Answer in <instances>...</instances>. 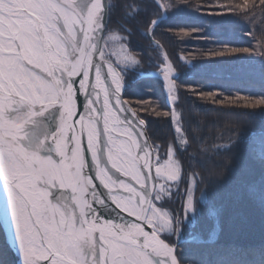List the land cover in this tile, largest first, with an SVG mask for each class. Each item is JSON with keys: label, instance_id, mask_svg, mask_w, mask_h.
Listing matches in <instances>:
<instances>
[{"label": "snow or ice", "instance_id": "6c2138e0", "mask_svg": "<svg viewBox=\"0 0 264 264\" xmlns=\"http://www.w3.org/2000/svg\"><path fill=\"white\" fill-rule=\"evenodd\" d=\"M256 9L254 0H0V264H180L179 237L185 220L200 215L195 192L204 193L190 149L203 145L204 133L195 117V126L184 122L179 93L219 105L243 101L264 116V89L250 100L177 81L219 78L228 65L243 72L257 56L264 69V34L257 39L254 31L264 33V0ZM176 15L200 27L163 34L207 33L212 38L203 43L216 45L199 50V59L181 56L188 67L180 71L156 39ZM244 27L240 38L256 41L255 48L231 46ZM137 32L148 44L133 53ZM145 63L156 68L149 74L159 77L167 110L123 99ZM142 113L170 122L166 147ZM227 131L216 152L247 145L239 166L248 178L232 195L264 205V126L245 134L232 121ZM219 175L209 171L208 179ZM177 195L179 211L160 206ZM211 208L218 215L223 205ZM207 243L215 245L212 264H264V243L218 241V226Z\"/></svg>", "mask_w": 264, "mask_h": 264}, {"label": "trees", "instance_id": "16d2710c", "mask_svg": "<svg viewBox=\"0 0 264 264\" xmlns=\"http://www.w3.org/2000/svg\"><path fill=\"white\" fill-rule=\"evenodd\" d=\"M203 2V0H201ZM236 3H241L242 0H235ZM253 0H250V6L252 4ZM254 2L257 5V13H259V0H254ZM176 18V19H175ZM169 23H163L159 29H157L156 38L160 40V42L163 44L164 47H171L174 48V50H170L173 52H184L185 59H191L192 57H196L199 59V50H206L208 48L216 47V45L212 44H205L203 43V40L205 39H211L212 37H209L207 33L204 37H191V42L189 43L185 38L183 37H173V39H167L165 34H163L165 31L169 29H173L172 31H179V29H190V28H196L200 27V25L193 19L184 17L182 15H178L176 17H171ZM259 23V21H257ZM191 26V27H190ZM264 27V26H262ZM248 31V27H244L243 29L237 28V40L231 45L235 47H249V48H255L256 41L251 40L250 38H247L248 36H243L240 38L239 34L241 32L246 33ZM255 35L257 39L264 34L261 32L259 28L254 29ZM132 40V50L134 53L141 52V49L143 46H147L148 40L141 36L138 32L130 38ZM181 40H184V43L180 42ZM189 43V44H188ZM238 43H241L242 46H239ZM178 51H177V49ZM169 49V48H168ZM150 54H153L156 56V53L149 50ZM174 54V53H173ZM246 55V54H245ZM137 58H140L137 56ZM207 59V57H205ZM236 64V62H234ZM188 65L182 64L180 65L179 70H182L184 68H187ZM144 68L147 70L144 76H149V79H142L140 83H144L147 85L151 82H156L157 77H152L149 73L152 70V67L149 66L148 63L144 64ZM154 70L156 69L153 67ZM254 70H245L240 73H236L235 70H227L223 74L222 77L219 78H213L208 75H201L197 76L195 80H192L191 78L188 79V81L184 84H187L185 87H187L189 84L196 88H202L203 91H223L225 96H235L237 93L240 96L248 97L250 100L259 98L261 94V90L264 89V69L261 67V61L259 57H256V63L252 66ZM254 72V73H253ZM253 77V79H251ZM261 79L263 80V83L260 80L255 79ZM253 80L255 84L258 83V87L255 85H252L250 81ZM258 81V82H256ZM198 82H201L198 84ZM137 84L130 85V87L127 89V92L125 94L126 100L130 102V104L136 108L137 100L138 98H141L143 100L144 98H147L149 95H151L148 91L141 89L140 86ZM255 88H253V87ZM258 89V90H257ZM182 96L184 97L185 101L187 103H190L199 114H201L203 111H206L209 113V109L214 108H221L225 111V115H227V118H231L233 121H241L247 122L249 121L250 130L252 132L255 131L256 134H259L262 126H264V116L261 115L259 111V106L256 109H253L251 106L245 107L244 102L240 101L236 104H224V105H217L214 104L212 100H201L198 97H196L193 93L182 91ZM139 100V99H138ZM156 100H146L148 103H151L153 107H155L157 104L160 105L162 108H165L163 110H167V101L165 100V97L161 94V97ZM142 116L144 119L149 121V129L152 134V137L156 135L160 130L166 129V127L170 126V122L167 119L164 118H155L151 115H144L142 113ZM193 117H195L196 120H200L202 122V118L198 116H192L191 121L193 122ZM206 127V124H204ZM194 126V125H193ZM206 129H209L206 128ZM205 129V131H206ZM245 129L244 125L242 126V132L247 134V129ZM250 131V132H251ZM249 132V133H250ZM205 135V134H204ZM204 137V136H203ZM157 138V137H156ZM197 144H194L192 146L193 148L196 147ZM240 147L246 149V144H241ZM217 148V147H216ZM208 152H210L211 147H208ZM242 150V149H241ZM220 155L225 156L226 158L232 157L237 158L236 160V166L238 165L237 161H240L239 158L245 159V157L240 156L243 153L238 148H233L231 151L225 152L220 151ZM241 164V163H240ZM236 168V167H234ZM255 172L252 171L253 178H258L261 172L259 163H255L254 165ZM240 170V169H239ZM229 177V175H227ZM223 178V179H222ZM222 181L218 182L220 184V188L222 193L219 194L220 198L228 199L230 202L225 207L224 211H221L218 214V217L216 218V222L213 221V218L209 216L210 211L212 210L210 205H206L202 211H200V215L203 216V219L206 222H199L198 228L196 230L191 231L193 234H198L201 236V238L204 240L203 242H198L196 244L185 242L180 243L179 247L177 248V257L181 264H212V261L215 260V245L209 244L206 242L209 237V233L212 231L215 226H218V241H237L242 242L245 244H252V245H259L261 243H264V205H261L258 202H254L249 199H236L232 193L234 192V189L236 187V184L243 180L247 179L246 175L243 177L238 178L235 175H232L229 178L222 176ZM218 190V189H217ZM226 192V193H225ZM210 195V193H209ZM218 198V197H216ZM232 206V215H230V209ZM235 213V216L233 215ZM217 216V215H216ZM209 220V222H208ZM203 224V225H201ZM201 225V226H199ZM203 227V228H202ZM185 230V229H184ZM184 236L188 237L193 234H187L185 231H183ZM186 234V235H185ZM4 240V230L2 227H0V244L3 243Z\"/></svg>", "mask_w": 264, "mask_h": 264}, {"label": "rangeland", "instance_id": "374dc122", "mask_svg": "<svg viewBox=\"0 0 264 264\" xmlns=\"http://www.w3.org/2000/svg\"><path fill=\"white\" fill-rule=\"evenodd\" d=\"M176 16H178V15H176ZM176 16H173V18ZM114 19H115V17H114ZM170 21L171 20L169 19V20H167L166 23H169ZM165 36L167 39L168 38L173 39L172 36H169V35H165ZM247 38H249V37H247ZM192 39L188 38L186 40L190 43ZM238 44H239V46H242L241 43H238ZM162 46H163V44H162ZM163 48L168 53L171 61L174 64V67L178 71H180L179 68H180V65L182 63L180 60V57L181 56L185 57L186 53H184V52H173L174 53L173 54L172 51H170V50H174V48L171 47V45H169V47H168L169 49L167 47H164V46H163ZM177 51H178V49H177ZM133 53H134V51H133ZM149 55L155 57V55H153V54L149 53ZM255 63H256V58L251 64H248L247 61H245L244 62L245 70H252L253 71L254 68H252V66ZM236 66L237 67L239 66V62H236ZM226 67L229 70L232 69L231 65H228ZM155 71H156V69L154 70V68L152 67V70L150 73H154ZM236 73H240V72L236 71ZM151 76L156 77L154 75H151ZM148 77L149 76H147V77L143 76L142 79H149ZM251 79H253V77ZM255 79H257V78L255 77ZM157 80L158 81L148 83L147 85H145L144 83H140L142 81H140L138 83V86H140L141 89L143 88L144 90L148 91L151 95H149L147 98H144L143 100H141V98H138L139 100L138 99L135 100V102H137V104L139 102L148 103V101H146V100H149V101L150 100H154V101L156 100V102H157L158 101L157 99L161 97V94L163 95V97H165L164 91L161 87V84L159 83V77H157ZM257 80H260L263 83V80H261V79H257ZM177 82L178 83H185L183 80H178ZM256 82H258V81H256ZM199 83H201V82H198V84ZM250 83L252 85H255L256 87H258V83L255 84V82H253V80H251ZM184 85L186 86L187 84H184ZM126 92H127V90H126ZM126 92H125V94H126ZM179 96H180L179 107H180V110L182 112L184 122L190 126H193L194 122L191 121L192 116H198V118L201 117L202 122L200 120H197V121H199L200 127L202 128L203 133L205 134L203 137V145L202 146L196 145L195 148L192 147V149H190V151H193L199 158L197 171L202 172L204 174V182L202 184H200V186H199L200 188L204 189V193H203L202 198H201V192L199 191V189L195 192V197L199 199L198 207L200 208V211H202V209L206 205L211 206L212 204H217V205H223L222 211H224L225 207L228 205V203L230 201L226 198H224L225 200H223V198L219 197V194H221L222 191L220 188V184L218 182L222 181V179H223L222 176L229 178L232 174V175H235L238 178H240V177H243L245 175L244 172L242 171V169L240 168V166H236V160H238L237 159L238 157L235 159L232 157L226 158L225 156L220 155L221 152H216V147H218L220 144L227 142L226 137L230 134V133H228L227 128L230 126V124L233 120L231 118H227V115H225V111L221 108H216L215 110H214V108H212V109H209V113L206 111H203L201 114H199L198 111L190 103H187L185 101L184 97L182 96V91L179 93ZM164 101H166V97H165ZM217 105H219V104H217ZM165 108L161 107L162 110ZM239 122L241 124V130H242V126L244 125L245 129L243 131H245L247 129V132H248L247 134L255 133V131L252 132L250 130L251 124L249 123V121H248V123L247 122L241 123V121H239ZM204 124H206V127ZM208 127H209V129H206ZM205 129H206V131H205ZM221 133L224 135L225 139H220L219 134H221ZM172 135H173V131H172V126L170 124V126L166 127V129L160 130L158 133H156V135L153 137V139L156 141V143L162 144L166 147L167 143L171 140ZM193 146H194V144H193ZM208 147H211L210 152H208V150H207ZM238 149L243 153L240 156H243L246 159L247 156H246V152L244 151V148L239 147ZM239 159H240V161H237L238 165H240V163H242L245 160L242 158H239ZM226 160H231L232 165L226 166V163H225ZM234 167H236V168H234ZM209 171L215 172L216 174H220L219 180H217L215 177H213L212 180L210 181L208 179V172ZM252 171L255 172L254 168ZM227 175H229V177H227ZM181 190H183V186H181ZM209 193H210V195H209ZM216 197H218V198H216ZM181 202H182V197L180 195H177V196L173 197L171 202H169V201L161 202L160 206H162L165 210H177V211H179V209L181 207ZM229 209H230V215H232V206ZM233 215L235 216V213H233ZM209 216L211 218H213V221L216 222V218L218 217V215L217 216L213 215L212 210L210 211ZM204 220H207V219H203V216H201V215H198L196 217L195 222H192L190 219L185 220L181 236L179 237V243H178L177 248L179 247L180 243H185L187 241V239H185L183 231H185L187 234H189V233L193 234L191 231L196 230V228H198L199 222H206ZM208 222H209V220H208ZM201 225H203V224H201ZM201 225H199V226H201ZM215 228H216V226H215ZM206 242H207V240H206Z\"/></svg>", "mask_w": 264, "mask_h": 264}, {"label": "water", "instance_id": "95a60500", "mask_svg": "<svg viewBox=\"0 0 264 264\" xmlns=\"http://www.w3.org/2000/svg\"><path fill=\"white\" fill-rule=\"evenodd\" d=\"M146 230H149V229L146 228ZM198 239H199L198 235H195L193 237L188 238L187 241L194 242V241H197Z\"/></svg>", "mask_w": 264, "mask_h": 264}, {"label": "bare ground", "instance_id": "6f19581e", "mask_svg": "<svg viewBox=\"0 0 264 264\" xmlns=\"http://www.w3.org/2000/svg\"><path fill=\"white\" fill-rule=\"evenodd\" d=\"M123 99L124 100H126V98H125V94L123 95ZM126 101H128V100H126ZM129 102V101H128ZM129 105L131 106V107H133L131 104H130V102H129ZM134 108V107H133ZM219 230V229H218ZM204 241V240H203ZM198 242H202V240H198V241H195V242H192V243H194V244H196V243H198Z\"/></svg>", "mask_w": 264, "mask_h": 264}]
</instances>
